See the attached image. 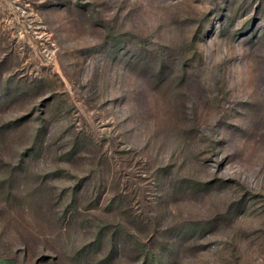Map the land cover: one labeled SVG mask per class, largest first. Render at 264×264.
Returning <instances> with one entry per match:
<instances>
[{"label": "rangeland", "instance_id": "1", "mask_svg": "<svg viewBox=\"0 0 264 264\" xmlns=\"http://www.w3.org/2000/svg\"><path fill=\"white\" fill-rule=\"evenodd\" d=\"M0 264H264V0H0Z\"/></svg>", "mask_w": 264, "mask_h": 264}]
</instances>
